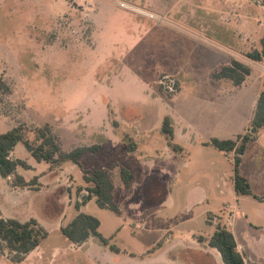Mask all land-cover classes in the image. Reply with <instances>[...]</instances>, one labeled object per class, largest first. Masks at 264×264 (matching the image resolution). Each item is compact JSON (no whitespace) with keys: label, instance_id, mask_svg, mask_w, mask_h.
<instances>
[{"label":"rangeland","instance_id":"1","mask_svg":"<svg viewBox=\"0 0 264 264\" xmlns=\"http://www.w3.org/2000/svg\"><path fill=\"white\" fill-rule=\"evenodd\" d=\"M260 1L262 6L254 0H0V80L10 88L0 94V133L22 126L34 140L36 129L49 125L66 153L98 147L82 153V167L72 161L51 167L16 146L18 157L36 164L24 176L38 180L29 192L15 194L0 175V209L15 211L22 222L35 219L48 236L22 261L0 238V264H224L208 244L218 224L235 232L247 264H255L248 252L264 264V128L240 165L254 195L223 187L220 178L235 175L233 156L203 144L225 134L219 124L207 123L221 97L212 83L234 88L230 80L214 78L216 64L217 71L233 58L257 66L233 103L237 134L248 124L261 90L257 80L264 82V62L245 56L255 50L248 21L264 20ZM171 101L193 107L202 121L195 140L182 143L183 153L170 151L180 169L168 177L156 168L149 172L147 161L171 164L168 147L175 149L161 131ZM132 140L137 148L128 151ZM120 165L136 176L129 188ZM83 169L111 173L120 213L99 207L96 197L77 208L91 186ZM202 191L209 199L196 205ZM80 212L100 221L99 232L119 253L94 236L73 244L63 235L61 228ZM192 234L207 243L194 244Z\"/></svg>","mask_w":264,"mask_h":264},{"label":"trees","instance_id":"2","mask_svg":"<svg viewBox=\"0 0 264 264\" xmlns=\"http://www.w3.org/2000/svg\"><path fill=\"white\" fill-rule=\"evenodd\" d=\"M248 60L263 63L264 62V37L261 39V49H255L246 55ZM251 65L239 59L233 58L230 64L223 66L219 71L214 73L215 79H226L232 81L236 86L242 85L247 77L251 74ZM8 84L0 80V94L9 92ZM264 128V90L260 93L257 100L253 118L249 128L235 140H220L213 138L206 145L215 147L217 150L230 154L235 152L234 156V185L237 195H254L250 181L240 173V165L242 157L245 154L248 144L258 139L260 131ZM162 131L165 134L169 145L175 150H179L174 140V130L169 117H165L163 121ZM18 144H22L32 157L39 163L45 162L51 167L59 166L66 161H72L80 164V158L84 151H97L98 147L86 148L78 147L69 153L62 150L56 141L49 125L38 128L35 131V139L31 140L27 136V131L22 126L9 129L4 133H0V174L4 178L14 176L13 185L16 187H32L35 185V176L31 181H26L24 177L17 174L18 167L30 169L31 167L21 159H11L10 155ZM128 151L135 150L133 140L127 147ZM84 181L90 184L86 199L77 203L80 209L81 204L96 197L99 207L110 209L116 213H120L118 204L114 201V184L111 173L105 169H83ZM121 180L126 188L133 185L135 174L123 165H120ZM100 221L89 214L80 212L74 220L67 226L62 227L63 235L73 244H83L91 236L100 240V242L109 247L115 253H119L120 249L105 238L99 232ZM48 233L39 226L35 219L27 222H20L16 219H0V238L3 239L9 249L15 253L14 260L22 261L26 256L35 250ZM210 247L216 249L222 258L224 264H247L244 255L238 250V245L233 232L226 226L218 224L211 238L208 240Z\"/></svg>","mask_w":264,"mask_h":264},{"label":"crops","instance_id":"3","mask_svg":"<svg viewBox=\"0 0 264 264\" xmlns=\"http://www.w3.org/2000/svg\"><path fill=\"white\" fill-rule=\"evenodd\" d=\"M262 16L264 18V14ZM248 22L251 25L250 26V31L248 32V36H250V39L252 40V44L249 47L252 46V48L260 50L261 49V39L264 37V20L263 21H260L259 25H257V24L255 25L251 21H248ZM231 53H234V52H231ZM226 63H228V59H227V62ZM254 63H256V62H254ZM258 64L259 63H257L256 65H258ZM225 65H228V64H225ZM216 67L217 68L215 69L216 70L215 72H217V69L220 68L219 67V64H216ZM254 68H257V66H253L252 67L251 74H252V71H253ZM213 74H210V75H213ZM250 78H251V75L248 76L247 79H246V81L242 85H240V86H236L233 83V87H234L233 89H231L229 86L224 85V84L223 85L222 84L219 85V84H214V83L211 82L213 84L212 85V88H215V90L217 92H219V93H221V91L224 92L222 94H219L218 93V96H221V97L219 99L215 100V104H216V108H217V110H215L216 114H213L211 112L213 115L210 116V118L207 120V123H209L211 125L212 124H219L220 127H221V130L225 133L223 136H219V138H217V139H220V140H235L236 139L234 137H236L238 134H237V131H236L235 119L233 120V117H232V114L234 113V105H233V103H234L235 98H236V92L238 90L237 88L240 87V89H241V87L243 88L244 86H246L247 80H248V86H249V84H250V81H249ZM209 79H210V77H209ZM210 81H211V79H210ZM257 81L261 85V88H260L261 90H260V92H257L256 98L254 100V104L249 108L248 124L245 127L243 133H241L239 135L244 134L246 132V130L249 128L250 122H251V120L253 118V115H254V111H255V108H256L257 100L259 98L260 93L264 90V82H262L261 78H258ZM182 92H183V88L181 89L180 94L176 95L173 99H175L176 97H179ZM171 103L174 104V107L171 110V113L168 116H166V117H169L171 119V123H172L173 130H174V140H173V144H175L176 147L179 150L178 151L172 150V148L169 146V143H167L168 146H169L168 147L169 148L168 149V155H169L170 158H172L171 164H169V162H164V161L158 162V160H154L152 158H150L147 161V166L149 168V172H150V168L151 169L156 168V169H158L156 171H161L162 173L165 172L166 176H168V177H172L174 175L175 176L176 175H179V169H180V167H179L180 164L178 163V160L172 155V153H170V151L183 153L184 150H185V147H183L182 143L187 142V144H188V142H191L192 143L195 140V133L199 131L198 126H199V124L202 121V120L200 121V117H198V113H197V111L193 107H188V106H186V104L184 105V103L183 102H180V101L175 102V103H173L171 101ZM162 127H163V125H162ZM162 127H161V131H162ZM201 130L203 131V128ZM162 133H163V131H162ZM164 136H165V134H164ZM211 139H213V138H211ZM174 141H176V143H174ZM207 142L208 141L203 142V144H205ZM208 146H210V145H208ZM135 148H137V144H135ZM220 152H222V151H220ZM227 156H228L229 159H230L231 156H233L232 158H233V161H234L235 152H231ZM10 157H11V159H14V160L15 159H21L16 154V147L12 151ZM21 160H23V159H21ZM183 161H186V160H183ZM42 163H45V162H42ZM27 164L31 167V169H27L26 170V169H24L22 167H18L17 174L18 175H21L22 177H24V179L26 181H31V180H29V178H26L24 176V172L25 171L33 172L35 170V168H36V164L35 163H32V161L30 160V156H29V160H28V163ZM186 165L187 164L185 162H183V164L181 165V169L182 168H186ZM34 175H38V174H34ZM234 176L230 180H227V178L224 179L223 177L220 178V180L222 182V186L225 187V186H229V184L230 185L232 184L234 186V191H235ZM244 177H246V176H244ZM41 178L42 177L39 178V182H41ZM5 179L10 184V187L9 188H10V191L12 193L17 194V192H19V191H23V192L26 193V192H29V190H30L29 187H16V186H14L13 185L14 176H10V177L5 178ZM135 179H136V176H135ZM230 181H231V183H230ZM134 182H135V180H134ZM235 194H236V192H235ZM195 199H197L196 200L197 201L196 205H204L205 203H207V201L209 199V196H208V193L202 191V194H200ZM81 205H83V204H81ZM81 205H80V207H81ZM0 214H1L0 217H2L1 219H16V220H19L20 222H22L18 218L19 216L17 215V213L15 211L9 210L7 212L6 210L5 211H2L0 209ZM209 214H212V213L209 212L206 215V218L208 217ZM232 232H233V234L235 233L234 231H232ZM193 236L194 235L192 234V237ZM234 236L236 238L237 245L240 246V242L238 241V238H237L236 234H234ZM192 239H193L194 244L201 245L200 243H207V240H206L207 238H204V239L199 240L198 238L193 237ZM197 239L199 240V243L196 242ZM248 251H249V249H248ZM251 253L248 252V259L252 263L262 264V263L258 262L257 261V258H255L256 256L254 254H251Z\"/></svg>","mask_w":264,"mask_h":264},{"label":"built area","instance_id":"4","mask_svg":"<svg viewBox=\"0 0 264 264\" xmlns=\"http://www.w3.org/2000/svg\"><path fill=\"white\" fill-rule=\"evenodd\" d=\"M231 1H234V0H231ZM256 2V4L262 6L263 3L262 1L260 0H254ZM119 7L120 8H123V9H127V10H130V11H133V12H136L138 14H141L145 17H148L150 19H154L156 15H154L153 13H150V12H147L145 10H142V9H139V8H136V7H133V6H130L129 4H126L124 2H119Z\"/></svg>","mask_w":264,"mask_h":264}]
</instances>
